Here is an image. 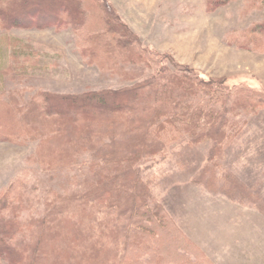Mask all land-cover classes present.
Returning <instances> with one entry per match:
<instances>
[{
  "label": "trees",
  "instance_id": "16d2710c",
  "mask_svg": "<svg viewBox=\"0 0 264 264\" xmlns=\"http://www.w3.org/2000/svg\"><path fill=\"white\" fill-rule=\"evenodd\" d=\"M229 1L206 0V9L214 11ZM254 8L264 9V0H245V10ZM21 27L70 29L87 65L106 68L125 83L74 94L37 88L28 96L26 87L23 92L0 87V141H35L30 160L41 168L47 165V172L75 169L65 194L47 187L40 195L38 241L24 234L28 224L15 219L23 209L37 206L34 200H20L29 193L25 173L7 186L0 197V264H212L200 249L194 252L187 236L184 243H170L180 228L162 203L153 202L151 180L140 168L164 158L176 141L207 143L209 163L202 166L196 158V174L202 180L212 170L204 179L207 187L236 196L242 184L225 168L226 147L249 118L264 110V92L242 85L227 88L193 69L167 66L163 56L141 47L107 0H0V80L4 74L25 77L36 63L37 51L10 35ZM240 34L233 38L239 37V44L264 50V18ZM6 45L12 47L10 56ZM101 60L107 62L104 67ZM30 188L42 189L43 195L41 179L34 177ZM8 209L13 219L2 218ZM160 233L165 241L158 243Z\"/></svg>",
  "mask_w": 264,
  "mask_h": 264
},
{
  "label": "rangeland",
  "instance_id": "374dc122",
  "mask_svg": "<svg viewBox=\"0 0 264 264\" xmlns=\"http://www.w3.org/2000/svg\"><path fill=\"white\" fill-rule=\"evenodd\" d=\"M107 1L115 7L120 21L138 36L141 47L163 56L167 66L193 69L203 79L222 83L227 88L242 85L264 92V50L248 49L238 42L241 31L264 18L263 8L247 11L245 0H230L214 11L206 9V0ZM9 32L11 37L37 52L36 63L25 77L12 79L10 74L1 77L0 87L4 91L23 92L21 88L26 87L25 96L37 88L56 94H74L119 88L125 83L110 75L106 68L87 65L79 55L70 29L21 27ZM234 36L239 37L233 39ZM3 47L10 56L11 45ZM0 55L3 63L4 53ZM101 61L104 67L107 62ZM128 68L145 70L143 66L128 65ZM209 148L210 144L193 146L182 139L170 144L164 158L147 162L140 168L141 175L151 180L153 202L162 203L180 228L178 236H171L170 243L175 240L184 243L188 237L194 244V252L200 249L212 264H264V110L249 118L246 129L226 147L225 168L243 186L236 196L231 197L214 186L207 187L204 179L209 178L212 170L202 180L196 174H199L194 169L196 158H201L202 166L208 165ZM36 150L35 141H0V197L13 179L25 173L29 193L20 196V200H34L37 206L23 209L15 219L28 224L30 230L24 234L32 233L38 241L35 238L39 223L35 218L43 214L44 189L52 187L65 194L66 188L72 187L67 181L75 169L47 172V165L41 168L31 162ZM178 159L180 164L174 162ZM34 177L42 180L43 195L42 189L30 188ZM245 188L251 190V195L243 193ZM11 212L5 210L1 217L13 219ZM161 236L158 243L165 241ZM22 238L26 240L19 237V241ZM113 239L115 242L117 236ZM179 249L177 245L178 253Z\"/></svg>",
  "mask_w": 264,
  "mask_h": 264
}]
</instances>
